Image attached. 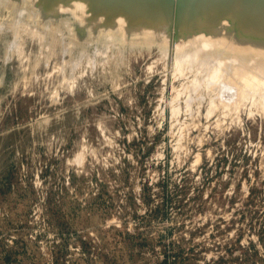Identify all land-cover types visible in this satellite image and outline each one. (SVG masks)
<instances>
[{
    "label": "rangeland",
    "instance_id": "rangeland-1",
    "mask_svg": "<svg viewBox=\"0 0 264 264\" xmlns=\"http://www.w3.org/2000/svg\"><path fill=\"white\" fill-rule=\"evenodd\" d=\"M39 1L0 0V264H264L260 91L174 61L185 13L218 56L259 0H160L137 44Z\"/></svg>",
    "mask_w": 264,
    "mask_h": 264
},
{
    "label": "bare ground",
    "instance_id": "bare-ground-1",
    "mask_svg": "<svg viewBox=\"0 0 264 264\" xmlns=\"http://www.w3.org/2000/svg\"><path fill=\"white\" fill-rule=\"evenodd\" d=\"M195 1L197 0H193V3ZM233 1L228 0L230 6L233 5ZM162 2L160 0H43L42 4L44 8L50 7L59 14L62 12L65 14L58 27H63L62 29L72 37L78 36L80 31L87 32L89 27L93 26L98 28L101 36L107 40L124 38L128 42L137 44L155 36L151 24L153 22L151 15L155 11L161 15L167 12L168 2H164V4ZM39 4L42 5L39 1L37 7ZM256 5L248 12L252 14L256 11L255 16H251L245 30L238 31V33L233 32L230 35L228 32L226 36L223 34L222 39L225 44H222L221 47L226 46L231 49H228L226 53L221 52L222 55L218 56L215 52L222 40L216 41L213 32L202 33L199 36V31L196 29L199 11L194 9L185 13L180 25L182 32L176 41L175 65L177 64L180 68L184 61L186 63L195 60L194 57L203 53L201 59H206V64L211 62L209 64L211 67L219 64L211 71V78L207 79L209 85L218 84L221 75L226 74L224 84L227 86L226 88L221 87L223 96L234 90L233 87L237 85L235 84L237 80L238 85L245 81V85L260 91L259 97H254V99L257 103L264 104V0H259ZM94 13L95 15H93ZM189 17L191 22H188ZM188 26L190 32L186 36L185 32H187L186 27ZM191 40L195 44L190 48ZM159 44L162 53H166L169 49L167 37L162 36ZM206 49L213 51L206 54ZM191 86L192 88L199 86L197 77L191 82ZM246 89L250 90V88ZM235 96L230 97V99L235 98ZM230 104L232 103H229L228 106ZM262 106L264 107V105ZM176 109L174 108V110Z\"/></svg>",
    "mask_w": 264,
    "mask_h": 264
}]
</instances>
